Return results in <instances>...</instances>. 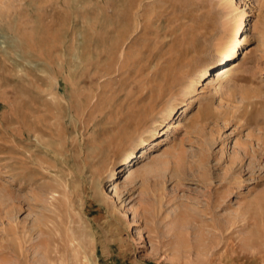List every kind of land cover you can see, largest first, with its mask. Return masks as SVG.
I'll return each mask as SVG.
<instances>
[{"label": "rangeland", "instance_id": "rangeland-1", "mask_svg": "<svg viewBox=\"0 0 264 264\" xmlns=\"http://www.w3.org/2000/svg\"><path fill=\"white\" fill-rule=\"evenodd\" d=\"M45 250L264 264V0H0V264Z\"/></svg>", "mask_w": 264, "mask_h": 264}, {"label": "bare ground", "instance_id": "bare-ground-1", "mask_svg": "<svg viewBox=\"0 0 264 264\" xmlns=\"http://www.w3.org/2000/svg\"><path fill=\"white\" fill-rule=\"evenodd\" d=\"M244 24H245V22H244V18H242V15L237 16L232 21L231 29H230L231 31H229L228 33H227V31L225 33L222 32L220 34V37H219L220 40L218 43V46H219L218 52L221 54V56H222L221 59L225 62V64L218 67L213 72V81L215 84L214 89H213L214 94L221 91V87H220L221 79L226 77L227 73L236 65V60H234V58L237 56L238 43H239V39H237L236 35L239 31L244 29V27H245ZM204 76H206L205 72H203L199 75L198 85L203 84L202 80H203ZM191 83H193V80ZM189 87H191V86L189 85L188 88ZM206 117H207V115H204V118H206ZM140 156L141 157L145 156L144 151L141 152L139 157ZM129 169H130V172H129L130 174L132 172H134V170H135L132 168V166L129 167ZM22 246L23 245L19 246L20 250H22ZM43 255H44V259L46 260L47 264H51L50 263L51 258H52L51 255H49L46 250L43 252ZM78 261H79L78 257H76V256H74V257L72 256V259L71 258L68 259L67 256L64 255L63 261H57L56 264H79Z\"/></svg>", "mask_w": 264, "mask_h": 264}]
</instances>
